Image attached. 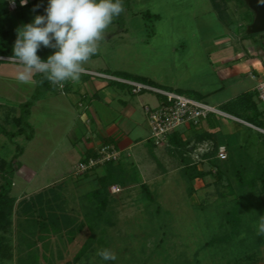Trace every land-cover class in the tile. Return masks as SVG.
Wrapping results in <instances>:
<instances>
[{"label": "rangeland", "instance_id": "374dc122", "mask_svg": "<svg viewBox=\"0 0 264 264\" xmlns=\"http://www.w3.org/2000/svg\"><path fill=\"white\" fill-rule=\"evenodd\" d=\"M5 1L8 13L14 14L15 5ZM214 1L219 5L218 10L212 0H122L126 10L114 18L97 57L90 59L85 67L95 72L146 76L156 86L171 88L173 92L196 90L201 102L218 106L251 87L253 81L240 76L231 86L228 80L215 74V55L230 58L231 48L242 49L232 43L236 46L218 50L212 41L231 34L238 42L259 41L264 32H246L254 14L245 0L240 3ZM147 12L158 18L145 20L142 13ZM18 28L16 24L10 39L13 44ZM47 50L49 55L53 54L50 48ZM0 58L6 61L0 65V127L16 133L19 127L12 118L19 117L20 105L31 100L37 86L18 83L16 74L22 66L8 61L7 57ZM224 82L225 90L220 92ZM56 89L62 88L54 87L50 92ZM157 99L148 106H157L161 98ZM33 102L35 106L30 107L27 118L30 128L25 129V134L35 130L36 138L28 142L25 134H16L10 139L0 132V165L11 162L17 149L21 151L13 162L15 171L11 174L9 195L14 199L22 193H33L59 176V169L53 165L49 164L50 169L40 168L52 159L53 150L49 145H57V133L62 135L69 127L63 106L52 99ZM257 106L263 110L264 102L258 101ZM145 118L148 125L146 115ZM217 119L223 122V127L219 123L211 129L202 125L186 132L180 127L176 134L182 135L187 146L181 150L163 149L166 162L159 169H148L143 177L137 169H121L117 185L122 192L119 195L107 192L104 208L100 209L92 196L78 199L71 197L70 190L66 191L70 197L64 206L68 221L59 233H50V238L44 241L35 240L33 230L16 209L11 225L0 229V264H105L97 255L104 248L117 256L111 264L264 262V236L257 235L260 216H264V148L260 134L249 127L251 132L246 130L244 125L233 124L230 128L225 120ZM75 129V136H79ZM208 129L212 137L199 142L197 135ZM41 139L48 142L43 143ZM219 146L225 147L227 161L224 163L215 161V149ZM207 152L211 153L210 157L203 158ZM58 154L52 160L60 165L62 160ZM191 163L202 171V177L188 178L186 170L194 169ZM16 165H26L36 173L43 170V173L38 180L27 183L19 177L22 169L17 174ZM65 174L64 177L69 176ZM146 192L152 200L147 199ZM87 237H91L88 243ZM82 250L83 254L77 257Z\"/></svg>", "mask_w": 264, "mask_h": 264}, {"label": "crops", "instance_id": "0c3cea01", "mask_svg": "<svg viewBox=\"0 0 264 264\" xmlns=\"http://www.w3.org/2000/svg\"><path fill=\"white\" fill-rule=\"evenodd\" d=\"M260 39L259 41L242 39L238 42L237 37L231 34L227 38L212 41L214 47L218 50L231 48V46L235 47L236 45L232 43H237L239 49H242L233 51V48H231L232 55H230V58L222 57L220 54L215 55L213 60L215 65L214 73L220 74L219 76L223 77L225 81L228 80L227 82L231 83V86L237 80V77L242 76L251 79L253 81L252 86L237 95L255 92V102L257 104L256 88L260 83L264 82V35H261ZM91 73L111 76L105 71L95 72L87 69L86 74L81 76L79 82L69 81L65 83V86H67L66 91L63 90L65 89V86H63L61 90L43 92L42 98L38 96L35 100V103H39L42 100L52 99L55 103L63 106V112L67 114L66 123L69 124V127L67 131L63 130L64 134L57 133V145H49V149H52L54 154L51 156L52 159L59 153L60 157L58 158H61L62 163L59 165V163L51 159L50 163L44 164L40 168L50 169L49 164L53 165L55 169H59L57 171L59 176L51 178V181L44 183L43 186L31 194H20L16 201H20L47 187L56 186L55 190L49 193L48 198L54 196L56 199L62 200L65 206L69 202L67 200L69 196H67L66 191L70 190L72 193L71 197L78 199L92 196L100 189V182L109 174V171L116 173V175L114 182L107 188L108 193H110V186L117 185L120 182L121 177L118 172H121V169H137V173L143 177L146 170L159 169L166 162L163 149L173 148L169 145V136L166 144L157 149L149 140L148 125L143 111V108L151 104V101L157 102L159 95L153 92H150L153 94L151 95L152 97L148 94L149 92L133 94L131 88L122 81L137 82L134 79L125 80L115 77L118 80L111 81L92 76ZM129 75L146 78L152 82V79L146 76H138V74L134 75V73L130 74V72ZM223 84L220 92L225 90L226 83L224 82ZM230 99H225L219 105ZM34 106L35 104L32 105V107ZM60 106L59 108H61ZM154 106L156 107V104ZM261 111H264V108ZM224 122L229 124L230 128L231 126L234 127L233 124H237L229 120ZM218 123L221 125L223 122L221 123L220 120L215 119V124L217 125ZM221 126L223 127V125ZM75 127L79 132V136H75L76 134L73 130ZM189 130L193 129L185 128L184 132ZM180 137L182 139L181 134ZM34 138H36L35 130L30 140L27 141L30 142ZM41 142L46 143L48 141L41 139ZM104 145H112L120 152L119 161L98 166L89 173L75 177L73 171L77 163L94 157L99 148ZM192 164L195 163L190 165ZM16 169L17 174L19 170H23L21 175L19 173V177L27 183H33L38 180L43 173V170L36 173L26 165H16ZM65 173H68L69 176L64 177ZM23 174L27 176L24 177ZM253 264H264V262H254Z\"/></svg>", "mask_w": 264, "mask_h": 264}, {"label": "trees", "instance_id": "16d2710c", "mask_svg": "<svg viewBox=\"0 0 264 264\" xmlns=\"http://www.w3.org/2000/svg\"><path fill=\"white\" fill-rule=\"evenodd\" d=\"M238 3L242 2V0H236ZM41 5L40 8L37 9L36 12H33L32 9L37 5ZM212 4L216 10L219 9V5L212 0ZM48 5V0H31L28 1V4L26 6L20 5V0H15V13L10 14L7 11V2L5 0H0V57H10L13 55V46L14 44L10 40L13 32H14V26L17 24L20 27L24 24L30 23L33 21L34 17L36 15H44L45 14V8ZM143 17L146 19H157L158 17L156 15H151L149 12L142 13ZM14 20V22H13ZM13 23H12V22ZM16 21V22H15ZM120 22V19H118ZM52 52L53 49H50ZM38 56L41 57V59L46 60L49 56L48 50L45 47H41L40 50H38L37 53ZM98 54L94 55L91 59L96 58ZM6 61L0 60V65ZM106 72V71H105ZM110 74L111 76L118 77L121 79H134L139 83L147 84L148 86L166 90V91H172L171 88L167 87H159L156 86L151 81H148L146 78L132 76L126 73L121 72H106ZM34 79L36 80H42V75H35ZM67 86H65L66 89ZM54 87L51 85L50 82L47 80H44V82L41 85H38L35 90V94L31 96V100L28 102H25L24 104L20 105L21 108V114L17 118H12L13 123L16 127H19L16 133L8 132L3 127H0V132L4 135H6L8 138L12 139L16 134H25V129H29L30 125L27 122V118L29 116V109L34 104L33 101L37 99L40 92H47L53 90ZM176 93H179L181 95H184L186 97L195 99L197 101H201L197 93L191 90H175ZM191 95H195L191 96ZM255 92L251 93H242L237 95L236 97L226 101L225 103L218 106V109L234 118H237L239 120H242L246 123H249L257 128L264 130V117H263V111L259 110L257 107V103L255 102ZM160 97V96H159ZM33 103V104H32ZM215 119H217L214 115H209L198 127H193L194 129H198L202 127V125H208L209 129L216 126ZM225 120V119H223ZM236 123V122H235ZM239 124V123H237ZM241 125V124H239ZM244 127L243 125H241ZM191 128V127H190ZM246 130H249L251 132V129H247L248 127H244ZM208 129V130H209ZM256 131V130H255ZM259 133L262 145L264 148V134L260 133L258 131L255 132ZM32 131L30 130L29 134H25V139L30 140L32 136ZM201 135H197L198 141L201 142L203 140L210 139L212 137L211 131H203L200 133ZM169 145L172 147L177 148L178 150L182 149V147L187 146L185 142L182 141L181 137L176 134V132L169 135ZM217 148L215 149L214 156L216 154ZM187 151V150H186ZM21 154V151L17 149L16 154L14 157H12L11 162L8 164L2 163L1 166V178H2V184L0 185V229H6L11 225L12 222V216L16 212V209L20 214H22L24 220L26 221L27 226L33 230V233L35 235V240L38 241H44L45 239L50 238V233L53 232H60L61 227L63 228L66 224V214L64 212V203H62V200L56 199L54 196L51 198L49 197V193L51 191H54L56 186H50L43 190H40L32 195H29L20 201H16L13 197H11L10 190L12 186V175L14 173V166L13 162L16 161L18 156ZM209 152L204 153L202 155L203 158L209 156ZM213 154V153H212ZM212 156V155H211ZM184 157L186 155L184 154ZM210 157V156H209ZM183 157H181L182 159ZM188 158V157H186ZM185 158L182 159L184 161ZM218 163H224L227 161H218L215 159ZM112 164V163H107ZM186 164H189V162H186ZM193 166L194 169H187L186 174L189 179H197L203 176V173L201 170L196 168V164L190 165V167ZM257 169H261L257 166ZM193 172H189V171ZM10 174V175H8ZM12 174V175H11ZM86 174V173H85ZM116 173H113L109 171V174L100 182V189L97 190L92 197L97 201V204L99 205L100 209L104 208L105 206V200H106V194H107V188L109 185H111L114 182ZM239 175L237 174V177ZM239 180V179H238ZM252 187L253 182L249 183ZM146 197L149 200L151 199V196L149 192H146ZM91 240V237H87L86 243H88ZM37 242V241H36ZM84 242V243H85ZM84 243L82 245H84ZM85 243V246H86ZM83 254V250L81 253L78 254L77 257H80Z\"/></svg>", "mask_w": 264, "mask_h": 264}, {"label": "clouds", "instance_id": "9594fccd", "mask_svg": "<svg viewBox=\"0 0 264 264\" xmlns=\"http://www.w3.org/2000/svg\"><path fill=\"white\" fill-rule=\"evenodd\" d=\"M9 3L14 6L15 0ZM27 4L28 0H20L21 6ZM40 7L37 4L32 11ZM125 10L122 0H48L44 15H36L17 29L13 55L7 58L22 66L17 82L33 88L44 80L53 87L79 82L87 72L85 66L106 39V30ZM42 46L54 50L46 60L37 55ZM37 74L43 79H34ZM257 235L264 236V216H260ZM97 255L105 264L117 260L108 248L98 250Z\"/></svg>", "mask_w": 264, "mask_h": 264}, {"label": "built area", "instance_id": "2783aa9c", "mask_svg": "<svg viewBox=\"0 0 264 264\" xmlns=\"http://www.w3.org/2000/svg\"><path fill=\"white\" fill-rule=\"evenodd\" d=\"M91 75L111 81L118 80L115 77L98 73H91ZM122 82L126 83L131 88L133 94L153 92L160 96L161 100L156 107L150 108L145 106L143 108L150 129L149 140L155 147L164 146L168 136L176 132L180 127H198L209 115L239 123L264 134L263 129L234 118L220 111L218 107L209 106L204 102L197 101L173 91L154 88L138 82ZM256 90L258 101L264 102V82L260 83ZM119 159L120 152L115 147L112 145L101 146L94 157L82 160L75 166L73 175L75 177L82 176L85 173L93 171L98 166H103L107 163H116ZM215 159L218 161H225L227 159L224 146H219L217 148ZM121 191L122 189L118 185H112L109 188V192L112 195H117L121 193Z\"/></svg>", "mask_w": 264, "mask_h": 264}, {"label": "water", "instance_id": "95a60500", "mask_svg": "<svg viewBox=\"0 0 264 264\" xmlns=\"http://www.w3.org/2000/svg\"><path fill=\"white\" fill-rule=\"evenodd\" d=\"M247 7L254 14L252 23L247 27L248 34L264 32V0H245Z\"/></svg>", "mask_w": 264, "mask_h": 264}]
</instances>
